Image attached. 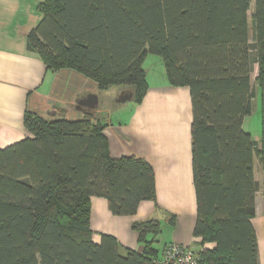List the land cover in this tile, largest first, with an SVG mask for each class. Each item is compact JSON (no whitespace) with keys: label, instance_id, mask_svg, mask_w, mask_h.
I'll return each mask as SVG.
<instances>
[{"label":"trees","instance_id":"trees-1","mask_svg":"<svg viewBox=\"0 0 264 264\" xmlns=\"http://www.w3.org/2000/svg\"><path fill=\"white\" fill-rule=\"evenodd\" d=\"M38 12L27 46L47 71H75L101 92L121 87L141 104L155 55L168 85L189 88L199 264H259L254 161L264 170V128L258 141L244 121L264 101V0H44ZM24 127V140L0 149V264H156L160 220L133 224L141 250L107 234L96 242L91 229L93 197L117 216L143 201L161 209L153 166L113 158L106 125L90 114L26 112Z\"/></svg>","mask_w":264,"mask_h":264},{"label":"crops","instance_id":"crops-1","mask_svg":"<svg viewBox=\"0 0 264 264\" xmlns=\"http://www.w3.org/2000/svg\"><path fill=\"white\" fill-rule=\"evenodd\" d=\"M43 2L0 0V149L27 137L26 112L46 119H81L90 114L106 125L104 133L113 158L137 156L153 166L156 203L161 208L157 210L153 201H143L135 215L117 216L110 211L106 198L93 197L91 229L94 240L99 242L101 235L107 234L115 237L123 247L141 250L138 234L132 226L135 222L156 218L170 228L168 238H161L163 231L159 236L158 242L162 243L159 250L164 252L169 244L196 247L201 239L194 236L197 197L189 88L171 86L168 81L155 82L150 85L143 102L135 104L131 101L132 106L125 112L116 109L114 103L115 98L124 94L123 88H111L102 93L93 80L80 73L47 71L40 56L29 51L27 46V36L42 19L38 6ZM263 125L264 117L262 131ZM253 137L258 141L262 138ZM254 173L261 188L256 196V215L252 224L257 237L259 264H264V170L258 158L254 161ZM170 215L176 216L174 227L168 224Z\"/></svg>","mask_w":264,"mask_h":264},{"label":"rangeland","instance_id":"rangeland-1","mask_svg":"<svg viewBox=\"0 0 264 264\" xmlns=\"http://www.w3.org/2000/svg\"><path fill=\"white\" fill-rule=\"evenodd\" d=\"M253 6H254V2H252V6H251L252 8L249 12L250 19H251L252 13H253V10H252ZM145 69L148 72L149 85L154 84L155 82H156V84H159L161 81H163L164 83L167 81V78H165V76H166L165 66H164V63L160 57L155 56V55H149L146 62H145ZM251 76H252L251 77L252 84L254 86H256L255 77L257 76V66H255V69L253 70ZM112 90H118V88L113 87ZM123 90L125 91V89H123ZM102 93H104V92H102ZM117 94L120 95V91H117ZM259 99L257 97L254 99L255 110L253 111V114L251 116H249L245 119L244 130L251 133L253 136L255 135L256 137H258L260 139L261 133H262L261 124H262V120H263L264 101L261 102V99H260V101H259ZM117 101H118V97L115 98V100H114V103L117 105L116 109H123V111H125V112H128L127 108H130L133 104L131 101H129L125 104L124 103H121V104L117 103ZM139 158H141V157H139ZM162 228H163V230H162L163 235L161 238L166 239L169 237L168 235H169L170 228L165 224L163 225ZM155 246H156V248L160 249L162 246V243L157 242L155 244Z\"/></svg>","mask_w":264,"mask_h":264},{"label":"built area","instance_id":"built-area-1","mask_svg":"<svg viewBox=\"0 0 264 264\" xmlns=\"http://www.w3.org/2000/svg\"><path fill=\"white\" fill-rule=\"evenodd\" d=\"M156 264H199L197 249L183 244H169Z\"/></svg>","mask_w":264,"mask_h":264},{"label":"water","instance_id":"water-1","mask_svg":"<svg viewBox=\"0 0 264 264\" xmlns=\"http://www.w3.org/2000/svg\"><path fill=\"white\" fill-rule=\"evenodd\" d=\"M132 99H133L132 93H124L123 95L119 96L117 103H120V104L124 103L125 104L129 101H132ZM93 100H95L97 103V98L95 96L93 97Z\"/></svg>","mask_w":264,"mask_h":264}]
</instances>
